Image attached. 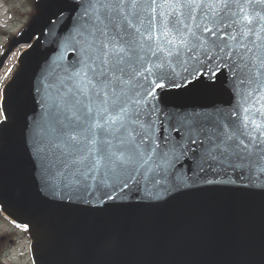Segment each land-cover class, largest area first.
Returning a JSON list of instances; mask_svg holds the SVG:
<instances>
[{
	"label": "snow or ice",
	"instance_id": "obj_1",
	"mask_svg": "<svg viewBox=\"0 0 264 264\" xmlns=\"http://www.w3.org/2000/svg\"><path fill=\"white\" fill-rule=\"evenodd\" d=\"M69 38L74 59L43 85L49 120L34 147L45 188L161 184L189 153L199 172L264 174V0H88ZM224 69L240 97L230 110L161 107L156 89L205 74L212 87Z\"/></svg>",
	"mask_w": 264,
	"mask_h": 264
},
{
	"label": "water",
	"instance_id": "obj_2",
	"mask_svg": "<svg viewBox=\"0 0 264 264\" xmlns=\"http://www.w3.org/2000/svg\"><path fill=\"white\" fill-rule=\"evenodd\" d=\"M37 7L22 40L38 38L5 87L0 125V204L29 224L35 264H264V174L255 169L199 172L189 153L162 173L161 184L45 188L34 147L49 120L43 85L74 59L69 30L88 0H38ZM229 75L224 69L212 87L207 74L198 84L178 78L182 86L156 89L157 99L180 114L228 111L240 100Z\"/></svg>",
	"mask_w": 264,
	"mask_h": 264
},
{
	"label": "rangeland",
	"instance_id": "obj_3",
	"mask_svg": "<svg viewBox=\"0 0 264 264\" xmlns=\"http://www.w3.org/2000/svg\"><path fill=\"white\" fill-rule=\"evenodd\" d=\"M35 9V0H0V51L8 40V36L3 35L1 31H8L9 34L21 32L27 27L34 15ZM6 26L8 29L4 30ZM23 49V45L17 46L14 49L8 64L0 73V112H3L1 108L3 86L14 73L15 61H18L17 58ZM6 227V222L0 217V230ZM20 241L19 248L15 250L9 261L13 264H33L30 253V237L26 235L25 238H20Z\"/></svg>",
	"mask_w": 264,
	"mask_h": 264
},
{
	"label": "flooded vegetation",
	"instance_id": "obj_4",
	"mask_svg": "<svg viewBox=\"0 0 264 264\" xmlns=\"http://www.w3.org/2000/svg\"><path fill=\"white\" fill-rule=\"evenodd\" d=\"M17 232H14L13 235H16ZM6 236L0 237V264H6L3 262L4 254H5V248H6Z\"/></svg>",
	"mask_w": 264,
	"mask_h": 264
}]
</instances>
